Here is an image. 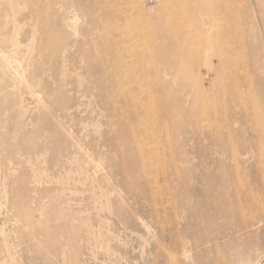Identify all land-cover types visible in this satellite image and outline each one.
I'll list each match as a JSON object with an SVG mask.
<instances>
[{"label":"rangeland","instance_id":"obj_1","mask_svg":"<svg viewBox=\"0 0 264 264\" xmlns=\"http://www.w3.org/2000/svg\"><path fill=\"white\" fill-rule=\"evenodd\" d=\"M0 51V264H264V0H0Z\"/></svg>","mask_w":264,"mask_h":264},{"label":"bare ground","instance_id":"obj_2","mask_svg":"<svg viewBox=\"0 0 264 264\" xmlns=\"http://www.w3.org/2000/svg\"><path fill=\"white\" fill-rule=\"evenodd\" d=\"M74 25V24H73ZM0 60L1 61H8V63H10V61L7 59V56L4 54V53H2L1 51H0ZM11 64V63H10ZM13 64V63H12Z\"/></svg>","mask_w":264,"mask_h":264}]
</instances>
